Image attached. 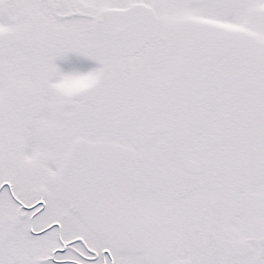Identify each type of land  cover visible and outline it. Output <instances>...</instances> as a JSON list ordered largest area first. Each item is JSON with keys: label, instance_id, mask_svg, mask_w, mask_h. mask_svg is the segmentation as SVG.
Masks as SVG:
<instances>
[{"label": "snow or ice", "instance_id": "6c2138e0", "mask_svg": "<svg viewBox=\"0 0 264 264\" xmlns=\"http://www.w3.org/2000/svg\"><path fill=\"white\" fill-rule=\"evenodd\" d=\"M0 264H264V0H0Z\"/></svg>", "mask_w": 264, "mask_h": 264}, {"label": "rangeland", "instance_id": "374dc122", "mask_svg": "<svg viewBox=\"0 0 264 264\" xmlns=\"http://www.w3.org/2000/svg\"><path fill=\"white\" fill-rule=\"evenodd\" d=\"M72 64L77 67L90 69L95 67L96 65L92 61H87L78 57H71ZM61 64V67L67 68L69 65L63 61L58 62ZM99 74L98 73H90L88 75L76 78V79H65L60 81L56 87L57 89L64 93L65 95H75L81 92H85L90 88L94 87L98 82Z\"/></svg>", "mask_w": 264, "mask_h": 264}]
</instances>
